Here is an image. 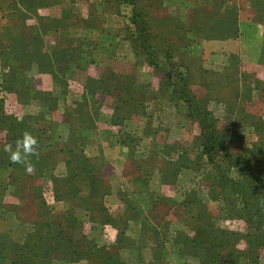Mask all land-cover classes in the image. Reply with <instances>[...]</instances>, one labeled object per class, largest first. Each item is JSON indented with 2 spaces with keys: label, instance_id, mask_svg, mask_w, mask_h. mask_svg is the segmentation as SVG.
<instances>
[{
  "label": "rangeland",
  "instance_id": "rangeland-1",
  "mask_svg": "<svg viewBox=\"0 0 264 264\" xmlns=\"http://www.w3.org/2000/svg\"><path fill=\"white\" fill-rule=\"evenodd\" d=\"M263 124L264 0H0L5 261L264 264L220 172ZM25 133L31 173L4 151Z\"/></svg>",
  "mask_w": 264,
  "mask_h": 264
},
{
  "label": "trees",
  "instance_id": "trees-1",
  "mask_svg": "<svg viewBox=\"0 0 264 264\" xmlns=\"http://www.w3.org/2000/svg\"><path fill=\"white\" fill-rule=\"evenodd\" d=\"M209 124V133L205 134L202 146L205 156L210 160L213 167H215L217 164H214L216 162V153L214 151L218 150L223 142L220 140V136H218V132L213 124L211 125V122ZM217 144L218 146L215 148ZM222 162H225V164L221 168L219 167L220 172L229 170L236 172V178L225 177V184L229 188L228 192H235L236 189H239V197L244 200L245 205H243L240 213L242 212V215L248 223V229L252 231L247 235V238L252 239L253 245L256 248L262 247L264 249V134L243 154H227V157L221 158ZM32 237L33 235L28 236L31 239ZM1 238L0 235V264H33V259L40 252V249L37 252H35V249H26V245L27 247L29 245L27 241L28 244L18 245L19 249L15 252L14 258L9 259L10 263H8L4 259L7 256L5 250L10 251L11 249L3 245ZM197 240L199 241V239ZM222 242V240L218 239L214 243L219 248ZM202 244L205 246L204 242ZM12 249L14 250V247ZM207 257V264H214L216 260H223L222 264H240L238 259L230 253L218 257L211 250V253H208Z\"/></svg>",
  "mask_w": 264,
  "mask_h": 264
},
{
  "label": "clouds",
  "instance_id": "clouds-1",
  "mask_svg": "<svg viewBox=\"0 0 264 264\" xmlns=\"http://www.w3.org/2000/svg\"><path fill=\"white\" fill-rule=\"evenodd\" d=\"M37 140L30 133H25L21 138L15 142V149L11 144L4 146V151L9 154V161L13 164H23L25 171L31 173L33 167L28 161L29 156L36 155Z\"/></svg>",
  "mask_w": 264,
  "mask_h": 264
}]
</instances>
